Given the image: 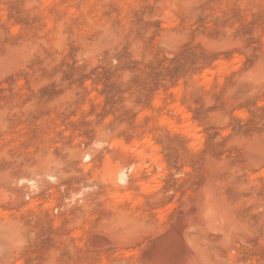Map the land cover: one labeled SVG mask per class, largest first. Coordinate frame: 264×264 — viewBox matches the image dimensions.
<instances>
[{
    "label": "rangeland",
    "instance_id": "rangeland-1",
    "mask_svg": "<svg viewBox=\"0 0 264 264\" xmlns=\"http://www.w3.org/2000/svg\"><path fill=\"white\" fill-rule=\"evenodd\" d=\"M0 102L22 148L111 114L153 161L0 206V264H264V0H0Z\"/></svg>",
    "mask_w": 264,
    "mask_h": 264
},
{
    "label": "clouds",
    "instance_id": "clouds-1",
    "mask_svg": "<svg viewBox=\"0 0 264 264\" xmlns=\"http://www.w3.org/2000/svg\"><path fill=\"white\" fill-rule=\"evenodd\" d=\"M80 63H83L82 59ZM71 95L73 93L69 92ZM122 107L131 108V101L126 99ZM18 111L16 108L0 107V138L7 141L0 143V206L20 204L30 200L27 192L38 196L45 190H54L65 180L79 179L86 168L91 170L92 162L102 153L112 163L124 164L132 169L147 168L153 162L151 156L137 158L128 152L120 134L131 130L125 124H116L111 114L99 121L92 115L83 122L70 116L76 127L69 131L61 129L64 140L53 137L22 148L18 141L10 137L11 124L5 118L14 116ZM30 183L38 185V190L32 191Z\"/></svg>",
    "mask_w": 264,
    "mask_h": 264
},
{
    "label": "bare ground",
    "instance_id": "bare-ground-1",
    "mask_svg": "<svg viewBox=\"0 0 264 264\" xmlns=\"http://www.w3.org/2000/svg\"><path fill=\"white\" fill-rule=\"evenodd\" d=\"M187 127H188V126H187ZM191 127H192V126H191ZM193 127H195V126H193ZM187 130H189V129H187ZM191 130H192V128H191ZM189 131H190V130H189ZM119 179H120L121 183H123V182L126 181L127 177H126V175L123 174V172H122V174L120 175Z\"/></svg>",
    "mask_w": 264,
    "mask_h": 264
}]
</instances>
